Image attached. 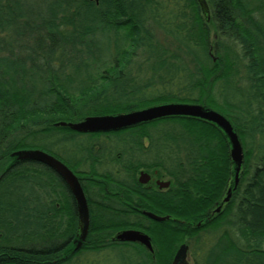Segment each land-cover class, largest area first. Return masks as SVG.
I'll use <instances>...</instances> for the list:
<instances>
[{
  "label": "trees",
  "instance_id": "16d2710c",
  "mask_svg": "<svg viewBox=\"0 0 264 264\" xmlns=\"http://www.w3.org/2000/svg\"><path fill=\"white\" fill-rule=\"evenodd\" d=\"M206 1L209 22L197 0H0V264H172L203 232L224 240L207 237L193 264H264V0ZM168 103L213 109L240 137L246 167L234 241L222 230L228 221L196 227L230 178L227 138L213 124L171 118L102 134L110 140L102 145L108 202L99 201L98 156L86 150L90 230L81 252L66 258L63 245L78 234L70 193L49 168L12 154L31 148L60 158L57 145L98 135L57 123ZM150 153L172 180L169 197L150 196L168 219L121 218L127 210L110 200L118 156H128L129 188L141 164L135 156ZM127 229L148 235L153 253L112 241Z\"/></svg>",
  "mask_w": 264,
  "mask_h": 264
},
{
  "label": "flooded vegetation",
  "instance_id": "af4514ba",
  "mask_svg": "<svg viewBox=\"0 0 264 264\" xmlns=\"http://www.w3.org/2000/svg\"><path fill=\"white\" fill-rule=\"evenodd\" d=\"M71 131V130H70ZM76 134H80L74 131H71ZM122 132V131H120ZM117 133V132H115ZM102 134H111V133H98V134H91V135H98L96 138L97 140L93 141L90 140L91 142L86 144V145H73L71 141H65L63 145L56 146L57 151H61L62 154L60 158L57 156L52 155L59 161H61L64 165H66L79 179L82 188L84 189L86 198H87V189L83 186L84 184L81 182V171L82 169L85 168V164L81 163L83 159L85 160L87 158L86 155V150L90 149V152L98 156V161H97V167L99 169L100 173V197L99 201L102 204V200H105V202H108L107 200V194L103 193L102 194V145L106 146V142L102 140ZM82 135H88V134H82ZM148 147V145H146ZM47 153V152H46ZM49 154V153H48ZM139 157V158H138ZM127 155H119L117 162L114 165L115 169V174L117 178V186L115 187V192L112 193L115 197H111L110 200L114 202V207L119 210H127V213L120 212L119 216L121 218H128L131 221H137L139 218H142L144 221H149V222H156L149 218L146 214H154L157 217L160 218H166L159 208V204H157V207H154L155 202L151 200V195L156 194L160 197H169L170 193V187L172 186V180L168 176V174L161 168V166L158 165H153V160L156 158L155 155L150 154H144L141 156L136 155L135 156V161H140L141 164L140 166L137 164L136 168L134 170V176L131 180V187H123L124 185V179L128 180L126 178L127 176ZM42 165V164H41ZM44 166V165H43ZM244 169L246 167L245 165V155H244ZM109 167H112L111 165ZM201 168V165H200ZM216 168V167H215ZM229 174L230 178L228 179L227 186L225 190L222 192L221 196L219 199L214 203V206L211 210L208 211V216L200 221L199 223L196 224L197 228H201L203 225H205V222H215L216 220H222V224L224 225V222L228 221L230 222L229 224L227 223L226 226L222 227V230L225 231L227 228L228 232H231L229 235H225L226 242L234 241V231L231 229V223L233 219V214H234V209H235V202L240 200V190L242 188L241 184L239 188L236 191L231 192V197L227 201L229 191L232 189V183H233V168L232 165L229 167ZM53 173L55 176H57L63 186L67 189V191L70 193L71 196V202H70V207L72 208L75 204L74 198L66 185V183L62 180V178L56 174L54 171ZM244 173V170H243ZM143 175H145L143 177ZM243 182V181H242ZM170 183L169 187H164V184ZM241 183V181H240ZM184 190V189H183ZM108 192V191H107ZM243 199V198H242ZM88 200V198H87ZM244 200V199H243ZM127 230H135V231H140L144 233L142 230L138 229H127ZM126 231V230H123ZM121 231V232H123ZM120 232V233H121ZM145 234V233H144ZM118 234H116L114 237H112V241L115 244H136L139 245L143 248L139 243H122L117 241L116 237ZM207 237L214 241L218 242L220 240H224V236H221L216 233H211V234H204L201 233L199 236L196 238L190 239L189 244H182L186 245L188 247V263L193 264L192 261V253L197 252V254L201 255V260L203 259L202 251L204 250L206 244V239ZM77 240V236L73 235L72 237L69 238V240L66 241V243L63 245V251L66 252L65 256L66 258H70L73 260L75 254H78L81 252V250L84 247L85 242L83 243L82 247L78 249L77 251L75 250L76 245L75 241ZM208 243V241H207ZM229 243V242H228ZM181 245V246H182ZM209 245V244H208ZM146 249V248H145ZM178 251V250H177ZM150 252V251H149ZM151 253V252H150ZM177 253V252H176ZM176 255V254H175ZM175 257V256H174ZM174 259V258H173Z\"/></svg>",
  "mask_w": 264,
  "mask_h": 264
},
{
  "label": "water",
  "instance_id": "95a60500",
  "mask_svg": "<svg viewBox=\"0 0 264 264\" xmlns=\"http://www.w3.org/2000/svg\"><path fill=\"white\" fill-rule=\"evenodd\" d=\"M99 0H96L98 3ZM202 12L207 16L208 22L211 20L210 9L206 0H197ZM171 118H191L201 120L213 124L220 129L227 138L230 145V156L233 165V185L229 191L227 201L231 197V192L236 191L240 184V175L244 165V150L239 135L235 131L231 122L221 113L206 108L198 104L184 103H168L160 104L145 109L132 111L129 113L93 116L87 117L77 123H57L56 127L68 128L71 131L80 134H98V133H115L125 131L155 121L171 119ZM21 162H35L42 164L56 174L68 186L76 205L78 215V234L75 241L77 251L86 241L90 230V209L84 189L81 186L76 175L61 161L42 150H21L14 152L11 156ZM145 175H143L144 177ZM170 183L164 184L169 187ZM149 218L156 222H164L168 219L157 217L154 214H146ZM117 241L122 243H139L148 251L153 253V245L148 235L135 230H126L119 233L116 237ZM188 247L180 246L172 264H189Z\"/></svg>",
  "mask_w": 264,
  "mask_h": 264
},
{
  "label": "rangeland",
  "instance_id": "374dc122",
  "mask_svg": "<svg viewBox=\"0 0 264 264\" xmlns=\"http://www.w3.org/2000/svg\"><path fill=\"white\" fill-rule=\"evenodd\" d=\"M90 140H93V141H95V140H97V138H92V137H80V138H77L76 139V141H75V143L77 144V145H86V144H88V143H90L91 141ZM102 140H104V141H109L110 142V140L107 138V140L106 139H103L102 138ZM26 150H32L31 148H28V149H26ZM37 150V149H36ZM257 156V155H256ZM259 164H260V157L259 156H257V158L255 157V159L252 161V163H251V170H253L255 167H257V166H259Z\"/></svg>",
  "mask_w": 264,
  "mask_h": 264
},
{
  "label": "bare ground",
  "instance_id": "6f19581e",
  "mask_svg": "<svg viewBox=\"0 0 264 264\" xmlns=\"http://www.w3.org/2000/svg\"><path fill=\"white\" fill-rule=\"evenodd\" d=\"M48 168V167H47ZM51 170V169H50ZM52 171V170H51Z\"/></svg>",
  "mask_w": 264,
  "mask_h": 264
}]
</instances>
